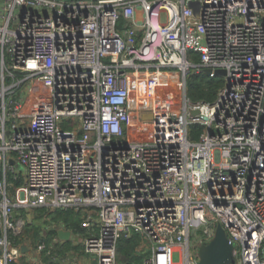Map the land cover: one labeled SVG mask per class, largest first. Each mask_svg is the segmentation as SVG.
<instances>
[{
	"label": "built area",
	"instance_id": "1",
	"mask_svg": "<svg viewBox=\"0 0 264 264\" xmlns=\"http://www.w3.org/2000/svg\"><path fill=\"white\" fill-rule=\"evenodd\" d=\"M38 208L83 213L59 228L98 264L134 233L143 264H199L219 222L264 264V0H0V264H83L20 241Z\"/></svg>",
	"mask_w": 264,
	"mask_h": 264
},
{
	"label": "trees",
	"instance_id": "2",
	"mask_svg": "<svg viewBox=\"0 0 264 264\" xmlns=\"http://www.w3.org/2000/svg\"><path fill=\"white\" fill-rule=\"evenodd\" d=\"M222 76L211 77L205 72L192 73L188 77L187 96L193 102L208 101L212 102L217 98L220 88L223 86ZM203 127L199 124L192 126L191 138L197 139ZM18 183H21L20 181ZM54 221L62 222L67 226L78 225L79 218L72 209H56ZM29 225V224H28ZM40 227V226H36ZM57 233L56 229H52ZM141 243V236L134 233L129 236H122L118 243V262L119 264H143L144 255L138 252L137 248Z\"/></svg>",
	"mask_w": 264,
	"mask_h": 264
},
{
	"label": "rangeland",
	"instance_id": "3",
	"mask_svg": "<svg viewBox=\"0 0 264 264\" xmlns=\"http://www.w3.org/2000/svg\"><path fill=\"white\" fill-rule=\"evenodd\" d=\"M192 61L194 63H199V57L194 58V56H192ZM72 127L73 125L71 123H65L63 125V128L65 129H71ZM16 168L19 171L20 175H22L25 172V167L21 163H17ZM55 210L51 208L34 209V219L32 222L28 223L29 225H27L25 229L24 236L20 239V241H25L27 238L31 239V242L33 243L32 251H35L36 253L39 252L40 246L45 240L47 243V249L40 251V255L43 256V258L49 262L52 261L53 255L63 258L64 256L68 255L69 250L74 249L77 246L75 244V240L73 239L65 244H61V240L57 237V233H54L52 229L49 227L52 224V222H54L53 217H55L56 215L54 212ZM25 211H26L25 209H20V212H25ZM75 217L79 218V222L78 225H75L74 227H80L82 214L77 213V216ZM209 220L213 221V218L210 217ZM36 226H40V227H36ZM45 231L47 232V235H43ZM199 233L200 235H202L201 231ZM193 237L194 240H197L198 234L193 235ZM30 255L32 254H28L25 258L21 259L20 262L25 263L27 257H29ZM143 255L145 256V254ZM177 259H178V253L175 254V260Z\"/></svg>",
	"mask_w": 264,
	"mask_h": 264
},
{
	"label": "water",
	"instance_id": "4",
	"mask_svg": "<svg viewBox=\"0 0 264 264\" xmlns=\"http://www.w3.org/2000/svg\"><path fill=\"white\" fill-rule=\"evenodd\" d=\"M205 73L211 74L212 70L207 68ZM218 75H225L226 71L219 69L216 71ZM198 111H193L192 114H197ZM14 164L15 161L11 160ZM29 219H32L31 214L28 215ZM58 236L65 241L71 240V231L59 228ZM28 246L24 244L22 251L27 252ZM199 256V264H238V258L236 256V248L233 242L230 241L226 229L221 222L217 224L214 237L210 241H203L197 248Z\"/></svg>",
	"mask_w": 264,
	"mask_h": 264
},
{
	"label": "crops",
	"instance_id": "5",
	"mask_svg": "<svg viewBox=\"0 0 264 264\" xmlns=\"http://www.w3.org/2000/svg\"><path fill=\"white\" fill-rule=\"evenodd\" d=\"M72 210L75 211L76 213H79V212H77L74 209H72ZM80 214L83 215V213H80ZM81 219H82V217H81ZM62 224H64V223L57 222V221L55 222L54 221V222H52V224L49 227L51 229H56L57 230V237L61 240V244H65V243L69 242L70 240L69 241H65V240H62L58 236V229H59V227H61ZM68 227H73V226H68ZM141 241H142V239H141ZM68 254H69V256H70V258L72 260L82 262L83 264H98L97 258L95 256H92V255L88 254L85 251V249H84L82 244H79V245L76 246V248L69 250Z\"/></svg>",
	"mask_w": 264,
	"mask_h": 264
}]
</instances>
